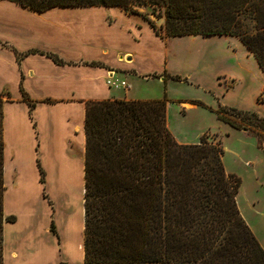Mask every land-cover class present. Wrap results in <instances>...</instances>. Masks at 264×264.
Returning a JSON list of instances; mask_svg holds the SVG:
<instances>
[{"label": "trees", "instance_id": "obj_1", "mask_svg": "<svg viewBox=\"0 0 264 264\" xmlns=\"http://www.w3.org/2000/svg\"><path fill=\"white\" fill-rule=\"evenodd\" d=\"M9 1L38 12L58 6H117L141 15L140 9L146 8V14L164 18L159 27L149 21L161 38H238L264 75V0ZM37 52L66 63L57 54L39 50L20 56ZM21 91L31 114L35 105L22 86ZM3 97L0 94V231L5 221H16L4 212ZM259 101L264 102V89ZM167 109L166 97L86 101L85 264H264V248L237 203L242 179L227 172L223 145L206 136L194 144L179 142L169 127ZM216 113L224 123L256 136L264 152L263 116L229 106H220ZM38 166L45 184V171Z\"/></svg>", "mask_w": 264, "mask_h": 264}, {"label": "rangeland", "instance_id": "obj_2", "mask_svg": "<svg viewBox=\"0 0 264 264\" xmlns=\"http://www.w3.org/2000/svg\"><path fill=\"white\" fill-rule=\"evenodd\" d=\"M63 8L65 11L48 13V17L50 19L57 16L60 19L68 17L74 18L76 22L87 21L90 24L102 18V23L112 25V29L107 35L110 38L118 36L119 46L124 51L133 52L127 56L133 59L128 64L125 61H120L114 50L118 47L110 45L107 37L102 34L100 41L111 48L108 58L116 65L115 69L120 72H128L124 70L127 65L135 67L137 74L139 73L136 76L140 78L132 84V91L135 94L168 99V124L177 140L194 144L200 142L202 136H206L209 141L220 142L223 145L224 164L227 172L234 173L242 179L237 195L239 209H242L256 229H261L260 232L264 233V165L261 167L260 164H257V158L262 155L263 150L259 148L256 136L224 123L218 119L216 113V109L220 106H229L252 110L264 117V102L259 101L264 89V75L255 56L238 38L232 36L165 37L161 38V43L155 34L149 33L151 34L149 36L147 30L143 31V29L146 28L144 24L148 26L147 28L150 27V20H153L159 27L164 23V18L159 19L153 14H146L148 11L146 8L140 9L141 15L127 13L117 6ZM136 29H139V32ZM2 31L0 24V33ZM72 41H74L73 37ZM88 41L93 40L79 41L74 45V48H81L87 45ZM44 44L50 50L61 48L46 40ZM100 47L96 46L98 49ZM106 48L105 46L104 51H107ZM18 57L21 58L20 55ZM81 63L84 62H78V64ZM163 75L166 76V79ZM176 75L180 76L179 80L172 77ZM109 80L108 78L107 82ZM109 87L113 88L114 86L110 85ZM120 87V90L122 88L127 90V86L121 85ZM9 93L13 95V91H9ZM9 93H2L5 101L12 100ZM30 100L35 106L38 105V101L31 98ZM186 102L195 103L197 106L189 107L185 105ZM68 111L69 115L75 112L74 109H68ZM29 113L28 110V116ZM33 113L31 112L30 117L36 129V118ZM67 121L71 122L72 119L69 117ZM69 128L70 131L65 134V142L69 147L63 148L64 158H75L81 161L84 157L80 148L83 139L82 133L73 131L70 126ZM35 136V168L36 172L40 174L41 181L39 162L45 171L46 182L45 184L22 182L20 190L15 191L18 187V165L16 159L8 157V183H5V186L7 188L9 186V207L20 213L22 218L27 217L25 213L30 209H36L40 214L42 224L48 223L49 229L54 231L53 234L56 235L60 243L61 253L67 255L68 264H82L80 243L83 241L84 228V193H82L84 182L80 179L65 184L54 183L55 174L51 151L48 161L52 165L48 167L46 154L41 149V136L38 132ZM72 144L79 146V150L75 153L71 152L70 145ZM66 153H69L70 156L66 157ZM256 168L259 170L257 174ZM256 176L261 181L258 182L259 184L255 182ZM67 179H70L69 176ZM40 186L42 188L39 194L38 187ZM63 188L67 191H63ZM31 192H35L34 195ZM31 195L34 201L33 206ZM36 195L38 198H35ZM59 214L61 215L59 216ZM9 216L16 217L15 214ZM5 222L3 230L0 231V252L3 260ZM70 224L72 229L68 233L65 225L69 226ZM19 228H23V224ZM42 233L44 235V232ZM49 237L53 239L51 235Z\"/></svg>", "mask_w": 264, "mask_h": 264}, {"label": "crops", "instance_id": "obj_3", "mask_svg": "<svg viewBox=\"0 0 264 264\" xmlns=\"http://www.w3.org/2000/svg\"><path fill=\"white\" fill-rule=\"evenodd\" d=\"M63 9V7L58 6L38 12L9 0H0V24L3 30L0 33V94L13 91V95L9 93L12 100L6 101L4 105V179L5 183H8V157L16 159L18 187L15 191L20 190V183L22 182H38V184L41 182L40 174L36 172L35 168L36 132L41 136V149L46 154L48 167L53 164L55 174L53 182L65 184L80 179L84 182L86 101L107 98L126 100L159 99L156 96L138 95L132 91V84L136 79H140L136 76L139 73L137 74L134 66L129 67L127 65V67H124V70L128 72H120L115 69L116 65L108 58V52L111 48L100 41L102 40V34L107 37L110 45L118 47L114 50L120 61L130 63L133 58L127 56L133 54V52L124 51L119 46L118 36L110 38L107 35L109 30L112 29L111 24L102 23V18L90 24L87 21L76 22L74 18L65 17L60 19L57 16L50 19L48 17V13L65 11ZM144 27L146 28L143 31L147 30V35L155 34L162 43L161 37L156 34L151 25L147 28L148 26L144 24ZM139 29L136 30L139 32ZM71 36L74 41H72ZM45 40L53 45H59L61 48L50 50L45 46ZM77 40L93 41H88L87 45L76 49L74 45L79 42ZM96 46L101 47L98 49ZM105 46L107 51H104ZM30 50L57 54L66 63L57 64L51 57L39 52L30 53L21 58L18 57V55ZM78 62L84 63L78 64ZM91 62H100L102 66L86 64ZM132 73L134 75H131ZM108 78L116 84L125 81L127 90L123 88L120 90L121 87L110 88L107 82ZM21 86L31 99L38 101L34 113L32 111L36 118V129L33 126L30 113L28 116L30 107L28 103L22 100ZM185 105L189 107L197 106L192 102H186ZM68 109H74L75 112L69 115ZM69 117L72 119L71 122L67 121ZM69 126L73 128V131L82 133L83 139L80 148L83 150L81 152H83L82 156L84 157L81 161L75 158H64L63 148L69 147L65 142V134L70 131ZM179 142L184 143L183 141ZM70 146L72 153L79 150L77 144ZM50 151L52 164L48 161ZM67 155L70 156L69 153H66V157ZM257 164L263 167L264 152L257 158ZM258 171L256 168V174ZM67 176L70 179H67ZM255 182H261L257 176ZM41 188V186L38 187L39 194ZM6 190L4 194V212L6 216L15 214L16 221H6L4 225V264H61L62 262L68 264L67 255L61 253L58 238L49 229V224H42L40 214L36 209H30L29 212L25 213L27 217L22 218L20 213L9 207V186L6 187ZM63 191L67 190L63 188ZM36 192L38 193V191ZM34 193L31 192L32 195ZM82 193H84V187ZM32 195L31 204L33 206ZM35 198H38L37 195ZM240 211L264 248V233L260 232L261 229L258 230L252 225L242 209ZM21 224H23V228L20 229ZM65 226L66 231L69 233L72 225ZM42 232H44V235ZM83 242L84 228L83 241L80 246L82 247V264H85Z\"/></svg>", "mask_w": 264, "mask_h": 264}, {"label": "built area", "instance_id": "obj_4", "mask_svg": "<svg viewBox=\"0 0 264 264\" xmlns=\"http://www.w3.org/2000/svg\"><path fill=\"white\" fill-rule=\"evenodd\" d=\"M108 85L110 86V85H112V86H114V87H120L121 85H123V86H127V84H126V82L125 81H121V82H119V83H115L114 81H112L111 79L108 81Z\"/></svg>", "mask_w": 264, "mask_h": 264}, {"label": "water", "instance_id": "obj_5", "mask_svg": "<svg viewBox=\"0 0 264 264\" xmlns=\"http://www.w3.org/2000/svg\"><path fill=\"white\" fill-rule=\"evenodd\" d=\"M130 59V58H129Z\"/></svg>", "mask_w": 264, "mask_h": 264}]
</instances>
